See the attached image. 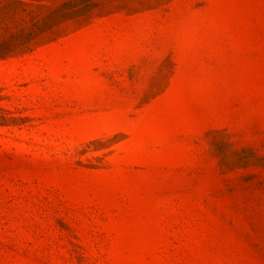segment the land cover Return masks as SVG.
<instances>
[{"label":"rangeland","instance_id":"obj_1","mask_svg":"<svg viewBox=\"0 0 264 264\" xmlns=\"http://www.w3.org/2000/svg\"><path fill=\"white\" fill-rule=\"evenodd\" d=\"M0 264H264V0H0Z\"/></svg>","mask_w":264,"mask_h":264}]
</instances>
